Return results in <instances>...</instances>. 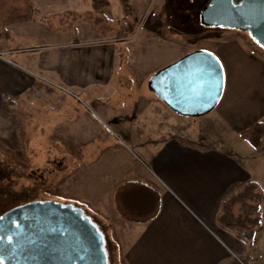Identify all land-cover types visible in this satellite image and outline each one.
<instances>
[{
	"label": "rangeland",
	"instance_id": "rangeland-1",
	"mask_svg": "<svg viewBox=\"0 0 264 264\" xmlns=\"http://www.w3.org/2000/svg\"><path fill=\"white\" fill-rule=\"evenodd\" d=\"M108 1L103 12L119 22L103 33L86 18L96 13L91 0H0V41L16 29L26 35L6 54L18 67L0 61V214L38 199L71 204L102 234L106 264H126L120 231L99 217L97 207L81 202V193L106 187L113 174L122 181L142 175L138 166L144 168L146 159L129 136L152 96L148 79L191 50L212 48L224 69L222 98L251 90L258 100L264 48L243 31L203 28L199 11L207 0ZM29 19L37 22L14 26ZM224 43L239 47L228 62L214 50L225 49ZM172 112L171 134L185 132L194 141L197 117ZM233 139L231 146L238 143ZM241 209L252 212L253 206ZM242 242L252 245L236 264H264V237Z\"/></svg>",
	"mask_w": 264,
	"mask_h": 264
},
{
	"label": "crops",
	"instance_id": "crops-1",
	"mask_svg": "<svg viewBox=\"0 0 264 264\" xmlns=\"http://www.w3.org/2000/svg\"><path fill=\"white\" fill-rule=\"evenodd\" d=\"M36 22L29 19L18 21L14 26ZM20 32L16 29L0 41V61L11 62L6 54H12L20 37H26ZM224 44L225 49L219 47L214 50L228 62L232 52H237L239 47ZM208 50L213 51L212 48ZM258 69V78L263 76L262 82L257 84L260 98L252 99L251 90L243 95L230 92L221 97L222 104L219 101L221 105L218 103L215 113L211 111L196 118L200 128L195 134L196 139L199 138L196 141H189L185 132L171 134L169 118L172 110L156 96L155 100L152 92V96L146 99L151 115L147 113L146 105L136 113L138 117L134 125H137V130L130 134L129 139L146 159V164L144 168L138 166L142 175L132 180H143L157 191L159 209L153 218L135 223L118 214L114 193L119 184L128 181L116 180L118 174H113L116 177L109 185L92 189L87 196L82 190L81 202L97 207L99 217L115 224L114 228L120 231L124 238L121 246L126 264H236V259L246 256V247L252 243L245 244L233 231L220 227L217 216L222 201L243 190L251 181V194L234 201L230 209L233 215L244 216L241 208L253 206V211L247 213L250 217L259 218L253 237H264V134L257 146L240 136V131L254 121L264 120V69ZM140 132L145 133V137ZM232 135L242 141L239 138L234 140ZM231 139L238 143L231 146ZM128 233L133 237L129 242L126 240Z\"/></svg>",
	"mask_w": 264,
	"mask_h": 264
},
{
	"label": "water",
	"instance_id": "water-1",
	"mask_svg": "<svg viewBox=\"0 0 264 264\" xmlns=\"http://www.w3.org/2000/svg\"><path fill=\"white\" fill-rule=\"evenodd\" d=\"M199 21L206 27L247 32L264 48V0H208ZM224 84L221 62L203 48L160 67L147 81L159 100L190 118L212 111ZM0 256L2 264H106L103 236L83 211L42 199L0 214Z\"/></svg>",
	"mask_w": 264,
	"mask_h": 264
},
{
	"label": "trees",
	"instance_id": "trees-1",
	"mask_svg": "<svg viewBox=\"0 0 264 264\" xmlns=\"http://www.w3.org/2000/svg\"><path fill=\"white\" fill-rule=\"evenodd\" d=\"M92 8L96 12L92 14L88 12L86 18L91 21L93 27L103 33L114 31V26L119 20H112L106 16L103 9L108 6V0H91ZM125 4L127 0H120ZM77 15L75 12L68 14ZM200 22V21H199ZM115 24V25H114ZM118 29V28H117ZM122 34V32H118ZM264 134V120H256L248 127L240 131L243 140L253 146H257L261 142ZM251 181L243 190L233 193L221 203L220 212L217 221L220 227L231 230L239 239L252 240L254 229L259 224L258 217L248 216L247 210H244V216L233 215L231 205L238 199H243L246 195H250L253 189ZM248 193V194H246ZM134 194V200L131 196ZM139 195V199L135 196ZM114 202L118 214L125 220L135 223H144L153 218L159 209V195L152 187L140 180H128L119 184L114 193Z\"/></svg>",
	"mask_w": 264,
	"mask_h": 264
},
{
	"label": "snow or ice",
	"instance_id": "snow-or-ice-1",
	"mask_svg": "<svg viewBox=\"0 0 264 264\" xmlns=\"http://www.w3.org/2000/svg\"><path fill=\"white\" fill-rule=\"evenodd\" d=\"M11 239V237H9V240ZM3 262V256H0V264H2Z\"/></svg>",
	"mask_w": 264,
	"mask_h": 264
},
{
	"label": "flooded vegetation",
	"instance_id": "flooded-vegetation-1",
	"mask_svg": "<svg viewBox=\"0 0 264 264\" xmlns=\"http://www.w3.org/2000/svg\"><path fill=\"white\" fill-rule=\"evenodd\" d=\"M104 250H105V245H104ZM106 253V252H105Z\"/></svg>",
	"mask_w": 264,
	"mask_h": 264
}]
</instances>
